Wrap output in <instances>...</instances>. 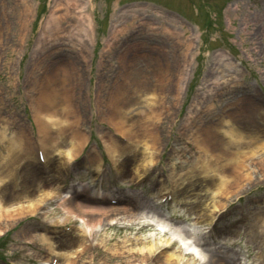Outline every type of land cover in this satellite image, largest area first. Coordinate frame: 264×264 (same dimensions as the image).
Instances as JSON below:
<instances>
[{"label":"rangeland","instance_id":"rangeland-1","mask_svg":"<svg viewBox=\"0 0 264 264\" xmlns=\"http://www.w3.org/2000/svg\"><path fill=\"white\" fill-rule=\"evenodd\" d=\"M84 1H86L85 11L90 13L93 18L94 42L88 44L86 52L88 62L83 73L84 81L80 91V96L83 99L78 104L80 110L84 112L82 129L87 131L89 135L88 146L85 148L84 153H88L93 146L99 153L102 152L105 159L101 173L97 174L95 171H89V173L83 174V171L79 173L80 170L75 169L70 176H67L64 173V164L62 165L64 159L62 154H60V157L55 154L53 158L46 160V164L42 167L35 163L33 156L27 157L32 160L36 171L43 176V184L40 182L38 184H42L41 186L36 184L29 191H25L23 179L16 188L14 181H11L6 191L0 195L2 201L4 199L3 196L6 197V203L3 204H15L16 201L26 203L27 198H40L43 196L44 188L51 186L53 188L56 187L52 191L56 194L60 182L68 183L71 181H74L80 187V190L83 186L86 188V192L80 191L77 194V191H75V195H78L81 199H87L88 202L90 198L93 200L96 195L95 192L105 193V195L114 198L125 197L129 202L120 203L121 206L126 208L125 212L118 211L114 215L116 217L104 219L105 221L100 226H93L89 234H87L88 253L83 252L80 261L86 262L87 254H89V257L91 255L94 256L93 258L90 257L92 264H99V262L100 264H124L125 254H119L115 250L114 252L113 249L120 245L123 246V244L131 249L142 246L143 244L135 242V238L145 239L148 244L155 243L154 255L155 252L166 249L163 247L167 245H164V239L176 238L182 241L183 234L187 229L198 231V236L204 244L201 248H198L197 256H194V258L180 248L182 250V262L185 264H209L208 253L210 254L209 250L211 249L234 254L236 264H264V232H261L260 235L255 232L257 226L255 219L259 217L256 210L264 208V204L261 202L253 204L247 200L248 196H264V177L256 178L241 190L242 193L233 195L226 200L225 210L232 208L234 214L228 218L223 216L213 225L210 210L212 209V201H216L219 197L218 194H214V183L202 179L201 172L193 170V167H197L196 165L199 164L196 161L199 150L189 140V135L200 131L202 126L217 124V120L229 108L227 103L234 101L237 97L244 99L242 105L245 103V106H247L248 103V106L252 108L254 104L256 108L260 109L258 114L255 111L256 109L250 110L249 115L246 117V123L255 127L264 125V1ZM29 2L32 3L33 11L26 24L23 43H19L16 33L17 12L22 4L18 0H4V17L1 15L0 10L1 25L4 26L5 21L9 24L6 38L4 36V47L0 52V124L1 120H7L5 125V130H7L5 135L7 137H10L11 131L15 130L17 125H15L14 121L17 118H20V123L24 124V128L27 127L26 129L28 130H32L31 126H34L28 101L29 96H36V91L33 88L25 89V84L27 83L26 75L31 66L29 62L31 47L38 34L39 25L47 14L52 0H29ZM158 3L176 14L161 7ZM124 10L129 11V14L125 16L126 18H132L130 10H133L135 16L127 20V27L118 33L108 55L103 54L109 60L108 65H110V68L106 77H100L101 75L97 73L96 65L104 45V39L108 34L112 19H118V15ZM167 16H174V18L167 20L169 18ZM143 17L153 23L152 28L149 27L146 30V26L139 25ZM120 23L119 21L114 24L119 26ZM162 26L168 27L170 33L162 32ZM139 40H147V42L152 44L158 43V46L165 47L167 50L162 52L160 57L169 61L172 67L175 64H181L184 57H187V59H190V71L176 104L171 106L169 115L164 114L159 122L158 130L160 131L163 146L154 161L152 176L142 185L133 186L132 180L136 178L135 168L140 170V159L137 158L134 163V160L130 162L127 165L128 174L123 176H120L117 170L110 168L109 159L105 154L102 138L99 134V131L102 130L101 128H109V126L97 118L94 108V96L97 82L101 79L103 81L106 80L104 86L101 87V89L106 90L108 86L107 79L112 78L116 74L117 62L114 53L125 52L127 44ZM188 40H193V46L187 51L186 44ZM61 45L62 50L60 51L66 50L68 52L69 43H62L55 49L53 48L43 59V66H37L33 69L32 78L36 79L41 72L43 73L49 62L55 59H63L61 57L63 54L59 51ZM141 46L146 47H140L144 52L153 53L155 51L148 50L147 45ZM132 50H134L133 52H141L137 48ZM218 54H223V57H227L234 62L235 66L231 70L234 72V74L232 73L234 77H228L230 79L225 83L214 86L211 81L217 65L216 58ZM138 64L141 65L142 62L139 61ZM222 70L224 76L231 72H228L224 67ZM147 72L149 75L150 72ZM150 81L153 83L152 78ZM168 86L170 87L168 90L170 93L167 92L168 101H173L172 92H174V86L171 84ZM101 94L104 96L102 90ZM193 96H197L199 99L196 103L197 105L195 104L197 107L193 109L194 112L186 121V126H183L184 124L182 125L181 118H179V112L183 108L185 101L191 100ZM188 104L187 102L185 109ZM141 108L142 106L140 107V105L135 106L136 110ZM248 134H253V132L250 130ZM67 144L68 140L58 145V147L63 151ZM5 154L6 146L3 143L0 144V156L6 157ZM254 156L256 157L257 153ZM79 158L80 156H78ZM255 159L258 158L256 157ZM235 161L233 158L221 159L219 163L228 162V164H234ZM243 161L244 166L240 169L242 173L246 172L251 166L248 158H244ZM52 162L54 168L52 167ZM56 167L59 169L61 178L56 176L59 174L54 170ZM260 172H255L254 177H257ZM196 173H199L196 176L200 177L194 180ZM208 173L211 176V171ZM157 177L158 179H155ZM160 179L163 181L161 182L162 186L172 192V200L168 203H158V198L164 191H160ZM188 182H190V186L185 192L183 188ZM134 196L142 209L148 207L149 210L141 211L142 209H138L137 211L133 207L135 204ZM237 197L239 198L237 202L231 204ZM56 198L55 195L45 197L40 201L43 203L42 208L39 205L40 208L38 207L33 215L17 218L13 224L0 232V235L3 233V239L1 238L0 241L2 244L0 245V260L2 264H45L44 262L46 261L40 256L48 257V255L45 254L42 242L36 236L32 244L25 245L22 244L25 241L23 236L26 237L29 233H41L34 231L31 225H44L45 227L44 220L48 221L52 216L61 217L62 213L55 204ZM46 208L55 212L52 215H42L40 210H45ZM199 209L205 211L203 216L199 217ZM241 210L243 212L248 211L251 217L243 227L239 225L237 231H234V229L230 230L231 223L238 217ZM166 214L180 215L185 219V222L181 225L170 226L164 220ZM108 215H113L112 210L108 211ZM155 216L161 218L157 224L154 220L156 219L154 218ZM75 219L76 227H72L66 232L68 233L66 239L70 237L74 239L72 232L75 233L80 227L79 219L76 217ZM66 222L67 220L59 222L58 225L55 224L56 226L48 229H59ZM139 222H148L154 225L153 227L146 226L141 229H126V226L130 224L137 227ZM205 228H207L206 231ZM171 239L169 241H172ZM62 243L63 245H60L59 248L55 247L56 252L54 253H57L58 257L60 252L69 254L74 249V247L67 244V241L65 242L64 240ZM115 244L117 246L114 248ZM181 245L185 246L186 244L182 242ZM176 247L174 246L171 251ZM153 255H149L143 261V264H147L150 257L153 258Z\"/></svg>","mask_w":264,"mask_h":264},{"label":"bare ground","instance_id":"bare-ground-1","mask_svg":"<svg viewBox=\"0 0 264 264\" xmlns=\"http://www.w3.org/2000/svg\"><path fill=\"white\" fill-rule=\"evenodd\" d=\"M3 1L0 0V10L1 15L4 17ZM18 1L22 6L17 12L16 33L19 43H23L26 24L30 19L33 6L29 0ZM85 4L86 1L83 2V0H52L47 14L39 25L38 34L29 54L31 66L27 71L25 89L33 88L36 91V96H29L28 105L30 106L31 118L35 124L36 139L43 149L44 160L53 158L55 154L58 155L57 157L62 154L63 162L66 163L80 153L88 139V132L82 129L84 112L80 110L78 104L83 99L80 96V91L84 81L83 73L88 62L86 54L88 44L94 42L93 18L90 13L85 11ZM128 12L124 10L120 12L118 19H112L96 65L97 73L101 75L100 77H106L110 68V65H108L109 60L103 54L108 55L118 33L127 27V20L135 16L133 10H130L132 18H126L125 16L129 14ZM172 18L174 17H169L167 20H172ZM119 21L121 22L120 25L115 26L114 23ZM139 25L146 26V30L149 27H153V23L145 17L141 19ZM8 27L9 24L6 21L4 26L0 22V52L4 47V39L6 38ZM161 28L162 32L170 33L168 27L162 26ZM62 43H69L71 49L69 52L71 54L63 59H55L49 62L43 73L41 72L36 79L32 78L33 69L37 66H43V59L46 55ZM141 45H147L148 50L155 51L153 53L144 52L142 48L146 47ZM186 46L188 51L193 46V40H188ZM61 48L62 45L59 50ZM136 48L141 52H133L134 50L132 49ZM166 50L165 47L158 46V43L152 44L147 42V40H139L127 44L125 52L114 53L117 62L116 74L112 78L107 79L108 86L106 90L101 89L106 80L103 81L101 79L97 82L94 96L95 112L97 118L109 126V128H105L107 131H99V134L110 163L116 168L120 176L128 174L127 165L133 160L134 163L137 158L141 162L140 171L136 172L137 176H140L149 167V164L151 165L156 160L163 146L160 131L158 130L159 122L164 114L169 115L171 106L176 104L180 91L184 89L187 75L190 71V59L184 57L181 64H175L172 67L169 61L160 57L161 53L166 52ZM216 60L217 65L211 81L214 86L225 83L228 79L234 77V72L231 70L235 66L234 62L227 57H223V54H218ZM139 61L142 64H138V66L137 63ZM223 67L228 72L231 71L227 76L223 75ZM147 71L150 72L149 75ZM151 78L153 83L150 81ZM170 84L174 86V92H172L173 101H168L167 97V92L170 93L168 91L170 88L168 85ZM101 90L104 92V96H102ZM243 101V98L237 97L234 101L228 102L229 108H227L228 110L225 108L226 111L224 110L225 113L217 120V124L204 125L200 131L189 135V140L199 150L196 158L199 164L196 165L197 167H193V170L201 172L202 179L214 183V194H218L219 197L216 201H212L211 215L214 211L222 209L225 206V201L230 199L231 196L242 193L241 190L249 183L256 178L264 177V125L255 127L246 123V117L249 115L250 110L256 109L255 111L258 114L260 109L256 108L254 104L252 108L248 106V103L247 106H245V103L242 105ZM195 104L196 101H193L191 106L196 108ZM136 105H140L142 108L136 110ZM192 107H190L186 117L191 116L194 112ZM6 121L1 120L0 124V144L4 143V146H6V157L0 156V195L6 191L11 181H14L16 188L23 179L25 191H29L31 187L44 180L43 176L36 171L32 160L28 159L31 156H33L34 160L36 159L35 146L31 139L32 130H28L26 129L27 127L24 128V124L18 123L15 130L11 131V136L7 137L5 135L7 131L5 130ZM185 122L183 126H186L187 123ZM250 130L253 134L247 135ZM116 135L125 137L126 142L119 143ZM66 140H68V147L65 145L63 151H61L62 149L58 145L65 143ZM91 151V156L88 155V160L84 162V168L79 173L83 171V174H87L92 170H100V155L94 148ZM256 153L258 159H255L254 155ZM232 158L236 160L234 164H228V162L219 163L221 159ZM244 158L250 160L251 166L246 172L242 173L240 169L244 166ZM53 162L52 167L54 166ZM54 170L59 173L57 167ZM209 171H211V176L208 173ZM257 171L260 173H258L257 177H254ZM197 174L199 173L194 175V180L200 177L196 176ZM56 176L61 178L60 173ZM42 184L38 185L41 186ZM44 185L46 184L44 183ZM189 186L190 182L186 183L183 191L186 192ZM54 188L53 186L44 188L42 197L36 199L27 198L26 203L16 201L15 204L6 205L3 204L6 203V197L3 196V201L0 199V232L13 224L17 218L35 213L39 205L43 204L40 201L45 197L55 195L57 197L55 204L62 215L61 217L52 216L48 222L58 225L59 222L68 220L70 216L77 217L80 227L75 233L71 231L74 239L72 237L66 239L68 233L65 232L59 236L52 237L45 233H29L26 237L23 236L24 240L29 245L32 244L37 236V239L44 245L46 253L56 251L55 247L59 248L65 240L74 249L69 254L60 252L57 264H91L89 254H87L86 262L80 261L81 254L89 249L86 237L90 229L93 226H100L106 219H112L118 211L125 212L126 208L124 206L106 207L92 205L82 201L81 198L70 200L67 197H72L68 194L63 195L59 191L54 194L52 192ZM160 189L163 190L165 188L161 185ZM84 191L86 192V188L83 186L81 187V192ZM16 197L18 198V196ZM109 210H112L113 215H108ZM136 210L138 211V207H136ZM146 210H149V208H144L141 211ZM199 211V217L205 214L202 209H199ZM54 212L49 208L41 211L42 215H52ZM154 218H156L154 219L156 224L161 220L157 216ZM258 221L260 222L258 223ZM255 222H257L255 232L260 235L261 232H264V214L257 217ZM142 223H137V227L130 224L126 226V229H141L146 226L153 227L154 225L148 222ZM186 231L193 230L187 229ZM187 237H190L189 234L183 238L184 241H180V245L184 242L186 245L182 249L191 251L187 254L194 258V256H197L198 248H195L193 242L189 241V239L186 240L185 238ZM170 239H164V244L168 245L171 242L169 241ZM171 240L175 241L176 238ZM135 242L143 245L133 249L127 248L124 244L117 248H115L117 244L113 246L115 248L113 251L125 254L124 264H143V261L149 255H153L155 243L148 244L145 239L140 238H135ZM176 246L172 251L161 252L155 264H185L182 262V250L179 245ZM209 252V264H236V258L232 253L222 252L217 249H211ZM157 253L159 252H155V254ZM157 256L153 257L157 258ZM40 257L46 261L44 262L45 264H49L50 257L42 255Z\"/></svg>","mask_w":264,"mask_h":264}]
</instances>
